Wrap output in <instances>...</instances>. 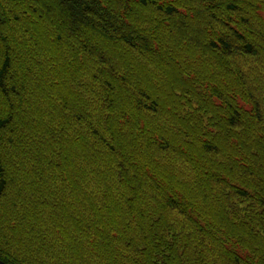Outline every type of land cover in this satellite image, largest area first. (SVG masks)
Wrapping results in <instances>:
<instances>
[{
	"label": "trees",
	"instance_id": "obj_1",
	"mask_svg": "<svg viewBox=\"0 0 264 264\" xmlns=\"http://www.w3.org/2000/svg\"><path fill=\"white\" fill-rule=\"evenodd\" d=\"M0 259L264 264V0H0Z\"/></svg>",
	"mask_w": 264,
	"mask_h": 264
},
{
	"label": "water",
	"instance_id": "obj_2",
	"mask_svg": "<svg viewBox=\"0 0 264 264\" xmlns=\"http://www.w3.org/2000/svg\"><path fill=\"white\" fill-rule=\"evenodd\" d=\"M0 264H9V263H6V262L3 261L2 259H0Z\"/></svg>",
	"mask_w": 264,
	"mask_h": 264
}]
</instances>
